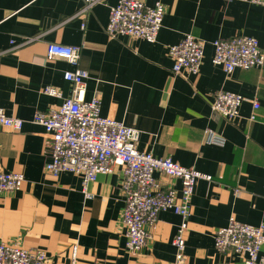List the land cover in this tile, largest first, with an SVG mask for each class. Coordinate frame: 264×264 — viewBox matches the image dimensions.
<instances>
[{
  "label": "crops",
  "instance_id": "obj_1",
  "mask_svg": "<svg viewBox=\"0 0 264 264\" xmlns=\"http://www.w3.org/2000/svg\"><path fill=\"white\" fill-rule=\"evenodd\" d=\"M120 0H102L81 13L83 0H0V107L24 120L21 130L0 127V171L19 172L23 186L0 193V239L27 249L46 250L52 264H175L173 238L183 218L159 213L151 238L130 253L122 221L126 205L119 167L87 184L79 176L45 171L50 148L44 127L33 121L71 95L64 77L77 66L50 60V42L81 47L78 67L86 70V99L101 98V114L140 131L138 148L212 179L196 183L190 205L186 264H241L233 251L215 246L216 229L233 217L264 224V67L226 73L213 62L216 39L235 35L257 38L264 50V5L250 0H142L166 7L155 42L106 32L110 8ZM192 34L204 43L198 74H175L170 46ZM53 86L62 96L44 93ZM245 96L240 115L227 120L212 109L217 92ZM252 99L260 108L253 113ZM225 138L206 141V130ZM164 188L181 189L163 172Z\"/></svg>",
  "mask_w": 264,
  "mask_h": 264
},
{
  "label": "built area",
  "instance_id": "obj_2",
  "mask_svg": "<svg viewBox=\"0 0 264 264\" xmlns=\"http://www.w3.org/2000/svg\"><path fill=\"white\" fill-rule=\"evenodd\" d=\"M102 0H83L81 13ZM264 5V0H250ZM166 7L162 2L153 6L142 0H120L110 8L106 32L111 37L129 36L155 42L162 27ZM213 62L232 73L237 68H263L264 50L257 38L249 35H235L213 42ZM204 43L186 34L177 44L170 46L175 74H198L204 59ZM81 47L50 42L47 56L50 60H65L77 66L67 70L64 77L72 84L71 95L60 105L48 111H37L33 121L44 127L46 142L50 148V159L45 171L54 177L62 173L79 176L86 196H90L87 184L96 181L100 174H110L117 167L121 169V190L126 205L122 221L127 237L126 246L130 253L144 247L151 238L149 228L157 221L159 213L172 210L183 220L173 238L176 248L175 264H186V240L191 200L195 186L200 179H212L210 174L188 168L170 157H157L152 152L138 148L140 131L123 121L101 114L102 101L98 95L86 99V80L89 73L78 67ZM44 93L61 97L60 90L53 86L44 88ZM247 98L241 94L222 90L217 92L212 109L227 120L233 121L240 115V106ZM253 113L260 108L257 99H252ZM24 120L7 114L0 107V127L19 131ZM206 141L224 144L225 138L213 130H206ZM160 171L180 181L181 189L164 188L157 181L155 172ZM25 181L23 173L0 171V193L20 189ZM215 246L221 252L233 251L241 256V264H264V224L241 223L233 217L228 226L216 229ZM75 254V252H74ZM73 254L71 264H76ZM0 264H52L46 250L27 249L12 245L0 239ZM99 264H109L101 261Z\"/></svg>",
  "mask_w": 264,
  "mask_h": 264
}]
</instances>
